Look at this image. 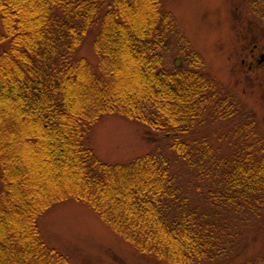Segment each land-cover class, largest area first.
Returning <instances> with one entry per match:
<instances>
[{"label": "trees", "instance_id": "trees-1", "mask_svg": "<svg viewBox=\"0 0 264 264\" xmlns=\"http://www.w3.org/2000/svg\"><path fill=\"white\" fill-rule=\"evenodd\" d=\"M0 19V264H74L37 221L70 197L167 261L232 256L219 236L230 224L216 215L263 214L264 136L197 52L166 67V36L181 31L162 0H0ZM93 26L94 65L76 54ZM110 112L144 122L152 139L162 133L194 169L191 186L157 150L98 157L86 136ZM232 117L229 152L196 133ZM245 264H264V252Z\"/></svg>", "mask_w": 264, "mask_h": 264}, {"label": "rangeland", "instance_id": "rangeland-1", "mask_svg": "<svg viewBox=\"0 0 264 264\" xmlns=\"http://www.w3.org/2000/svg\"><path fill=\"white\" fill-rule=\"evenodd\" d=\"M259 5L256 0H162L163 8L172 14L181 31H172L166 36L163 61L166 67H171L175 65L174 58L180 56L179 66L187 65L189 51L197 52L208 74L224 90L238 97L246 109L252 110L258 130L264 136V59L254 62V54L262 51L264 55V18L257 13L261 10L264 14V8ZM2 30L0 19V33ZM96 30V26L88 30L76 51L93 65L97 62L93 47ZM234 120L237 117L218 119L196 133L204 134L213 145H220L222 153L229 152L232 147L227 140ZM148 131L144 122L110 112L93 123L86 142L98 157L110 162L160 151L171 158L174 169L190 185L194 181V169L174 158L175 152L168 149V140L162 133L157 132L152 139L147 136ZM216 218L220 219L218 223L230 224L228 232L224 230L219 236L222 241L232 240V256L188 264H245L264 252V212L257 216L222 212ZM37 221L44 240L74 264H180L138 250L90 205L75 198L56 201Z\"/></svg>", "mask_w": 264, "mask_h": 264}, {"label": "flooded vegetation", "instance_id": "flooded-vegetation-1", "mask_svg": "<svg viewBox=\"0 0 264 264\" xmlns=\"http://www.w3.org/2000/svg\"><path fill=\"white\" fill-rule=\"evenodd\" d=\"M256 4H260L259 6H262L264 8V0H256ZM255 46L256 45L254 44V46L252 47V53H253V50L256 48ZM262 54H263L262 51H259L258 53L254 54V58H255L254 62H257V63L261 62L264 59V55H263V57H261Z\"/></svg>", "mask_w": 264, "mask_h": 264}, {"label": "water", "instance_id": "water-1", "mask_svg": "<svg viewBox=\"0 0 264 264\" xmlns=\"http://www.w3.org/2000/svg\"><path fill=\"white\" fill-rule=\"evenodd\" d=\"M261 57H263V54H262ZM179 61H180V56H177V57L174 58V64H175L176 66H179V65H180Z\"/></svg>", "mask_w": 264, "mask_h": 264}]
</instances>
